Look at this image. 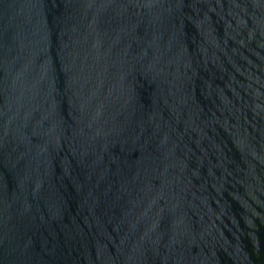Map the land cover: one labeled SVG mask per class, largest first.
Returning <instances> with one entry per match:
<instances>
[{
    "label": "water",
    "instance_id": "95a60500",
    "mask_svg": "<svg viewBox=\"0 0 264 264\" xmlns=\"http://www.w3.org/2000/svg\"><path fill=\"white\" fill-rule=\"evenodd\" d=\"M0 264H264V0H0Z\"/></svg>",
    "mask_w": 264,
    "mask_h": 264
}]
</instances>
